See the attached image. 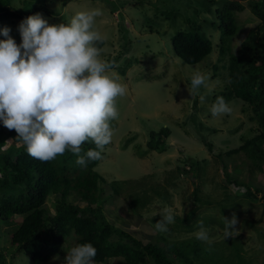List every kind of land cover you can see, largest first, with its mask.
I'll use <instances>...</instances> for the list:
<instances>
[{
	"label": "rangeland",
	"instance_id": "1",
	"mask_svg": "<svg viewBox=\"0 0 264 264\" xmlns=\"http://www.w3.org/2000/svg\"><path fill=\"white\" fill-rule=\"evenodd\" d=\"M194 1L198 0H0L2 7H9L20 15L19 19L0 22V29L10 27V35L20 44L18 25L31 16H24V12L30 8L43 6L49 10L52 16L39 12L49 24H68L79 12L100 9L102 15L95 18L94 28L106 38L101 46V58L114 61L115 67L109 74L115 73L119 82L127 86V94L116 98L118 117L110 121L112 140L105 146L104 156L96 168L106 180V183L101 184L103 196L112 194L110 182L116 180L125 183L118 195H113L114 198L104 203L103 212L107 220L136 239L147 236L154 243L162 245L159 238L162 232L156 230L152 219L162 218L165 208H171L176 219L187 218L196 208L193 195L195 183L198 182L201 189L198 195L209 201V204L195 209L189 221L191 229L184 223L181 228H175V219L173 224L168 225L173 233L166 237L176 241L196 240L202 246L218 244L224 240V218L230 220L235 215L239 234L234 233L232 238H238L244 244L243 256L251 260L250 264H264L262 194L255 193L256 201L241 197L233 199L238 191L244 192L245 188L228 184L226 180L227 172L238 181L264 190V165L259 171L247 162L244 154L230 157L224 155L241 146L245 138L255 136L258 125L249 119L253 116L251 108L238 100L228 103L232 108L230 114L214 117L211 113L212 96L227 85L226 70L223 69L227 59L221 60L220 33L210 27L209 21L214 20L215 10L226 1L215 0L209 12L200 9L198 2L191 8L186 7ZM229 1H236L245 7L237 13L238 33L229 42L235 54L242 48L249 32L259 25L250 3L262 4L264 0ZM194 10L198 11L196 24L206 31L212 42V53L198 64L185 65L173 52L171 36L190 26L187 19L195 14ZM168 11L180 13L174 22L165 18L164 14ZM149 27L155 33H150ZM3 39L5 37L0 35V40ZM127 61L129 65L124 75H121L118 68ZM197 71L204 74L207 80L193 92L191 80ZM201 125L203 127L199 128ZM205 127L215 132H208ZM161 128L170 130V136L165 140L166 151L161 154L154 151L147 153L149 132ZM10 131L0 122V137ZM202 134L205 141L211 144V149L200 139ZM16 137L8 138L3 150L12 144L15 147L21 146L22 141L14 142ZM127 140L130 141L123 148ZM219 154L222 157L219 158ZM186 158L199 162L206 160L199 178L177 174L181 160ZM222 162L227 164L226 169H223ZM188 168L186 165L185 169ZM153 188L167 191L166 201L153 194ZM144 191L153 199L148 209L141 211L142 217H139L129 210L127 202L130 194H142ZM225 195L233 200L225 203ZM71 199L72 202L78 200ZM54 200L55 196L51 195L45 203L47 216L55 213ZM21 220L15 218L14 222L17 224ZM200 221L209 230L211 243L196 239L195 233L200 229ZM6 231H10V228L1 226L0 251L5 261L8 264H33L23 253L13 255L16 247L11 244L10 233ZM68 241L57 256L43 264H64L67 253L76 246L73 240ZM116 262L117 259H111L104 264Z\"/></svg>",
	"mask_w": 264,
	"mask_h": 264
},
{
	"label": "trees",
	"instance_id": "2",
	"mask_svg": "<svg viewBox=\"0 0 264 264\" xmlns=\"http://www.w3.org/2000/svg\"><path fill=\"white\" fill-rule=\"evenodd\" d=\"M226 1L215 10L216 17L209 21L211 28L220 33L219 51L221 60L226 58L223 65L226 70L227 85L222 91L212 96L211 106L217 97H223L227 103L240 101L251 108L253 116L249 117L258 125L257 134L250 139L243 140V144L235 149L225 152L226 157L244 154L246 160L253 168L262 170L264 165V1L262 4L251 5V11L259 21V25L249 32L242 48L234 54L231 51L230 40L238 33L237 13L245 7L236 1ZM199 3L200 9L210 11L209 7L215 0H198L187 4L189 8ZM42 12L47 16L53 14L43 6L33 7L24 12V16ZM187 19L190 26L185 30H178L171 36V46L176 57L185 65H195L212 53V42L206 31L196 24L197 15ZM180 14L168 11L165 18L172 20ZM20 15L9 7L0 5V22L19 19ZM152 27H149L150 33ZM157 32V31H156ZM158 33V32H157ZM103 44L98 45L101 47ZM129 61L125 62L118 70L124 75ZM203 125L199 126L202 128ZM208 132L215 130L205 127ZM17 136L14 142L21 141L15 130L4 137H0V228L5 225L10 228V242L16 247L13 255L25 254L33 264H43L57 256L68 240H73L76 246L91 243L97 249L95 264H104L111 259H117L116 264H250L251 260L243 255L244 244L238 238H227L218 244L202 246L196 240L176 241L166 236L172 230L162 232L160 241L154 243L150 237L134 238L114 223L107 220L103 212L104 203L113 195H118L122 190L121 181H112L109 186L112 194L103 196L101 184L106 180L96 170L100 161H89L87 167L76 163L77 156L71 151L57 156L54 160L43 162L31 157L27 146L23 143L19 147L13 144L3 150L6 140ZM170 136L169 128H161L149 132L146 152L166 151V139ZM208 149L205 136L200 135ZM127 140L123 148L128 145ZM95 149L94 143L86 142L82 145V153ZM98 150V149H96ZM144 152V154L146 153ZM141 155V154H139ZM104 153L102 152V157ZM218 157H222L221 154ZM177 174L184 173L199 178L204 171L206 160L199 162L191 158L181 160ZM223 163V169L227 164ZM189 168L186 170L185 166ZM236 172V171H235ZM227 183L244 187V192H237L235 196L256 201V194L261 192L264 201V190L252 184L238 181L235 176L226 172ZM178 177H175L177 179ZM168 181H170L168 179ZM253 190V191H252ZM152 193L162 201H166L167 191L153 188ZM201 189L195 183L193 202L196 208L209 204L198 195ZM55 196L54 215L47 216L45 203L48 198ZM71 198H77L72 202ZM71 199V200H70ZM153 197L146 191L142 194H130L127 206L130 211L142 217L141 211L148 209ZM225 195L224 202L233 200ZM227 205V204H225ZM223 206V209L225 208ZM195 208V209H196ZM193 209L187 218L176 219L175 228H181L183 223L188 227L190 218L194 215ZM15 218H22L20 223H15ZM161 217L153 218L156 223ZM225 227V222L223 224ZM191 229V228H190ZM178 232V231H176ZM142 239L148 240L144 242ZM0 264H8L0 251Z\"/></svg>",
	"mask_w": 264,
	"mask_h": 264
},
{
	"label": "clouds",
	"instance_id": "3",
	"mask_svg": "<svg viewBox=\"0 0 264 264\" xmlns=\"http://www.w3.org/2000/svg\"><path fill=\"white\" fill-rule=\"evenodd\" d=\"M101 15L100 9L79 12L68 24H49L40 13L28 16L18 25L20 44L10 35V27L0 29L5 37L0 40V122L15 130L35 159L47 162L71 151L76 163L87 167L89 161L103 158L112 140L116 98L127 94V86L115 73L109 74L114 61L101 58L98 45L106 38L94 28ZM206 80L195 72L193 92ZM231 112L223 97L211 107L214 117ZM86 142L94 143L95 149L81 154ZM224 219V240L238 235L236 216ZM174 222L173 210L165 208L155 228L167 232ZM199 224L196 239L211 243L209 230L203 221ZM96 255L91 243L80 244L71 248L64 264H95Z\"/></svg>",
	"mask_w": 264,
	"mask_h": 264
}]
</instances>
